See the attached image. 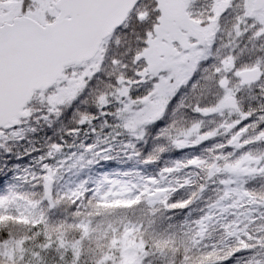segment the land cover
<instances>
[{
    "label": "snow or ice",
    "instance_id": "1",
    "mask_svg": "<svg viewBox=\"0 0 264 264\" xmlns=\"http://www.w3.org/2000/svg\"><path fill=\"white\" fill-rule=\"evenodd\" d=\"M0 176V264H264V0H0Z\"/></svg>",
    "mask_w": 264,
    "mask_h": 264
},
{
    "label": "trees",
    "instance_id": "2",
    "mask_svg": "<svg viewBox=\"0 0 264 264\" xmlns=\"http://www.w3.org/2000/svg\"><path fill=\"white\" fill-rule=\"evenodd\" d=\"M54 127L57 128V129H59L60 126H59V124H56ZM52 135H53L52 130H50V129H45V130L41 131L40 133H38L36 139H40L41 137H45V136H49V137H50V136H52ZM28 159H29V158L26 157V158L24 159V161H21V163H27ZM112 166L115 167L114 164H113ZM7 175L10 176L11 173H8ZM9 178H10V177H9ZM0 180H3V184H4V186L6 187V186H7V183H8V179H5L4 177L0 176Z\"/></svg>",
    "mask_w": 264,
    "mask_h": 264
}]
</instances>
